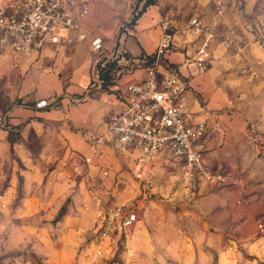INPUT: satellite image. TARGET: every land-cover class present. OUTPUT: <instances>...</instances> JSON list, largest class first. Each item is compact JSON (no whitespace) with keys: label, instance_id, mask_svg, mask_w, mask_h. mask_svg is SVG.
<instances>
[{"label":"crops","instance_id":"0c3cea01","mask_svg":"<svg viewBox=\"0 0 264 264\" xmlns=\"http://www.w3.org/2000/svg\"><path fill=\"white\" fill-rule=\"evenodd\" d=\"M146 1L92 0L87 27L102 38L99 53L92 52L88 41H85L70 47L46 46L30 60L10 54L0 55V117L4 119L3 125H0V137L6 133L3 129L20 124L14 117L16 110L9 108L18 100L21 104L30 103L31 109L25 108L24 116H33L21 125L22 132L27 133L34 128L45 131L47 128L50 130L47 143L58 147L54 155L57 154L61 167L52 170L53 174L45 185L54 193L55 200L45 203L30 198L10 212L9 231L21 232V240L36 246L44 238L40 224L55 218L58 254L52 250L44 253L47 256L75 252V226L88 223L93 219V212H98L87 204L84 194L85 191L93 197V188L102 195L100 206H97L102 214L122 204L136 209L138 219L129 239L131 251L124 253L134 258L158 254L156 245L161 239L150 234L145 223L163 222L162 218L167 220L170 214L167 210L163 217L158 218L155 210L160 208L157 207L165 209L172 204L184 207L190 203L194 211L207 205L209 210L227 216L228 222L243 218L247 223L253 219L252 208L259 210L264 207V193L254 186L264 182V131L252 123L243 110L229 102L220 84L221 74L215 70L214 59L202 73L194 71L191 66L193 51L185 44L182 34L188 21L185 19L188 8L179 4L177 8L169 5L164 9L161 0H152L144 6ZM221 1V19L215 20L214 7L193 9V17L211 26L216 33L232 30L240 36V33H246L247 28L254 27V31L264 38L261 14L264 0ZM136 11L140 14L134 24L124 32L119 31L121 24L127 22L131 13L137 14ZM166 17L174 20L172 42L175 46L167 61L187 83L185 116L189 123L205 121L208 129L215 123L220 126V131L216 133L207 129L203 164L210 173L248 185L243 197L239 198L243 200L242 206H238L243 207L242 212L234 210L236 187L197 182L193 192H189L178 168L179 161L164 154L145 167L143 178L150 198L144 199L140 182L133 177L139 151L129 149L121 153L107 139L96 140L103 134L109 116L122 112L130 99L126 86L144 81L145 69L162 33L161 22ZM247 44L251 45V42ZM214 47L219 46L214 45L212 49ZM120 52L126 57L118 56ZM92 54L101 56L100 62L99 59L92 61ZM110 60H116L117 69L105 73L112 76L114 72L115 78L107 79L109 83L103 86L105 91H96L99 94L97 98H90L89 88L98 90L101 84L105 85L97 76L95 67H103ZM15 61L17 67L13 68ZM41 100H45L48 106L36 108L35 104ZM37 119L48 125L45 127ZM85 159L89 162L85 163ZM103 171H107L106 176H102ZM71 176L79 180L69 179ZM186 199H189L188 203ZM157 200L164 204H157ZM43 204H52L49 206L53 208L52 213L41 217L39 222L29 223L27 217L43 210ZM161 242L165 247L166 241L163 239ZM45 264L51 263L45 260Z\"/></svg>","mask_w":264,"mask_h":264},{"label":"rangeland","instance_id":"374dc122","mask_svg":"<svg viewBox=\"0 0 264 264\" xmlns=\"http://www.w3.org/2000/svg\"><path fill=\"white\" fill-rule=\"evenodd\" d=\"M215 1L217 0H161V4L164 9L169 5H172L173 9L179 4L186 6L188 10L185 19H189L193 17V9L213 8ZM135 16V12L131 13L127 22L121 24L119 31L124 32L125 29L130 28ZM213 16L218 20L215 10ZM222 16L223 13L219 19ZM246 30V33H240V36L239 33L234 32L236 36L234 48L224 50L221 47H214L212 59L216 62L215 70L221 74L220 84L229 102L243 110L251 122L264 131V38L254 31V27ZM112 42L114 45L116 41ZM248 42H251V45L247 44ZM114 49L112 46V50ZM118 56L126 57V54L120 52ZM100 57L92 54V61ZM116 65V60L105 63L104 69L97 65L95 67L97 76H104L105 70L117 69ZM107 76L108 80L113 79L115 73L112 72V76ZM108 80H104L105 85L101 84L98 90L89 88L90 98H97L99 96L97 92L105 91L106 87L103 86L109 83ZM27 107L28 109L31 107L30 103L21 104L18 100L9 106L16 110L14 117L20 121V124L3 129L6 133L0 137V264H45V260H49L51 264H136L137 262L139 264H264V234L261 235L256 229L258 221L264 224V207L259 210L252 208L253 219L250 223L243 218L228 222L227 216L217 213L216 210H209L207 205H202L203 207L193 211L188 203L189 199H186L189 205L184 207H180L179 204H172L170 208L165 207V209L157 207L160 208L155 210L158 218L163 217L167 210V214H170L169 218L167 217V220L162 218L163 222L156 224L145 223L150 234L161 239L156 245L158 254L152 257L134 258L131 254L125 256V252L131 251L129 239L133 234L132 229L126 236L117 231L105 232L100 226L104 215L99 207L97 208L100 203L98 204L92 195L85 191L87 204L94 207V210L96 208L98 212H93L90 223L85 222L81 226H75L77 228L74 239L75 252L70 255L65 252L54 256L44 254L52 250H56L58 254L59 245L55 243L54 225L57 222L55 218L51 222L46 220L44 225L40 224L44 238H41L39 245L26 242L25 239L21 240V232L9 231L10 212H13L22 201L30 198L45 203L55 200L54 193L52 194L45 185L53 174L52 170L57 166L61 167L57 154L54 155L58 147L47 143L50 137L49 129L38 131L34 128L27 133L22 132L21 125L33 119V116H24ZM37 120L45 127L48 125L41 119ZM69 179L79 180L78 177L72 176ZM244 186L248 187L247 184ZM254 186H258V190L261 189L264 193V182ZM194 189L195 186L188 191L193 192ZM236 195L234 210L242 212L243 207L238 206H242L243 200L239 198L243 196L240 197L238 192ZM157 204L162 206L164 203L157 200ZM51 205L47 204V207L43 204L41 206L43 210L28 216L29 223L39 222L41 217L51 214L53 210L50 208ZM163 239L166 241L165 247L164 242H161Z\"/></svg>","mask_w":264,"mask_h":264},{"label":"built area","instance_id":"2783aa9c","mask_svg":"<svg viewBox=\"0 0 264 264\" xmlns=\"http://www.w3.org/2000/svg\"><path fill=\"white\" fill-rule=\"evenodd\" d=\"M92 0H2L0 3V55L10 54L23 60L32 59L46 46L70 47L88 41L92 52L102 50V38L87 27ZM223 2H214L215 16L222 15ZM264 21V5L261 8ZM174 20L166 17L161 22V36L145 69L144 81L126 86L130 99L120 113L111 114L103 134L97 141L107 139L122 152L137 149L133 177L140 182L144 199L150 198L143 178L145 167L160 154L179 161V171L187 189L197 182L230 185L241 196L245 186L225 176L206 170L202 155L207 144V123H189L185 116V92L187 83L167 61L175 51L172 42ZM186 45L193 51L191 66L197 73L205 71L212 61V47L224 50L234 48L235 34L232 30L216 33L211 26L191 17L182 31ZM213 45V46H212ZM16 61L12 67L16 68ZM45 100L36 108L47 107ZM4 119L0 117V125ZM210 133L220 131L215 123ZM85 163L89 159L84 160ZM107 171L102 172L106 176ZM93 198L99 204L101 193L92 189ZM240 203V201H237ZM138 215L134 207L116 205L107 211L100 221L105 232L117 231L125 236L131 231ZM256 229L264 234V224L257 222Z\"/></svg>","mask_w":264,"mask_h":264},{"label":"trees","instance_id":"16d2710c","mask_svg":"<svg viewBox=\"0 0 264 264\" xmlns=\"http://www.w3.org/2000/svg\"><path fill=\"white\" fill-rule=\"evenodd\" d=\"M152 2V0L150 1V0H147L145 3H144V6H146V5H148L149 3H151ZM139 14L140 13H137L136 14V16L133 18V20H132V23H131V25L132 24H134V22H135V20L138 18V16H139ZM109 66V65H108ZM105 67H103V69H104ZM104 72H109V71H107V70H105ZM106 74V73H105ZM104 74V76H99V79L101 80V81H103L104 82V80H107L108 79V76H107V74L105 75Z\"/></svg>","mask_w":264,"mask_h":264}]
</instances>
